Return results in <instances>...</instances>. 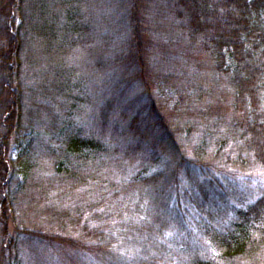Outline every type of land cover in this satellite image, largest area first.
Returning a JSON list of instances; mask_svg holds the SVG:
<instances>
[{
  "label": "trees",
  "instance_id": "trees-1",
  "mask_svg": "<svg viewBox=\"0 0 264 264\" xmlns=\"http://www.w3.org/2000/svg\"><path fill=\"white\" fill-rule=\"evenodd\" d=\"M225 150L264 170V0H0V264H264ZM182 205L217 255L157 243Z\"/></svg>",
  "mask_w": 264,
  "mask_h": 264
},
{
  "label": "rangeland",
  "instance_id": "rangeland-1",
  "mask_svg": "<svg viewBox=\"0 0 264 264\" xmlns=\"http://www.w3.org/2000/svg\"><path fill=\"white\" fill-rule=\"evenodd\" d=\"M234 158H235V154H233L232 156L229 150H225L214 161L215 164L212 166L210 171L215 174L216 178L219 172H222V175L225 174L227 176L226 177L227 180H229V182L232 183L231 187L236 188L238 192L243 191L244 200L242 202L248 203V201L251 200L252 197L255 198V196L259 193V191L264 189V170L261 173V171L259 170V167L253 165L252 163H249V165L246 167H239L237 165H234L233 163ZM43 164L45 165V163ZM217 169H218V173L216 172ZM211 183L213 187L211 186L210 187L214 189V186H215L214 182H211ZM239 193L242 194L241 192ZM20 196H18L15 200L17 201V199ZM238 197L239 196L237 194L235 195L230 194L228 197V200L227 198L219 199L218 197H216L214 198L213 201L221 206L222 212H226L227 215H229L228 210L231 209L230 208L232 205L231 201H234V200L238 201L239 200ZM12 198H13V195H12ZM19 201L20 200H18L17 205ZM21 202L22 200L20 201V203ZM206 203H207V207H211V203L209 202H206ZM15 205L13 201L11 200L5 204V206L7 207V217H8L7 218L5 216V220L6 222L8 221L9 223V226H8L9 231H10V226H11L10 219H9V210L15 209ZM177 209L178 211H175L172 213L174 214L173 221L167 218L165 214L159 216V219L155 218L156 219L155 221L158 227L157 231L162 232L161 235L156 236L157 243L161 246H164V244L170 240V236H171L172 240L176 242V246L170 251L176 255H179L178 245L182 241L184 243V246L182 248L187 249L189 253H192V254L195 253L197 254V256H199L200 254L205 255V256L217 255L219 251L216 249V247L213 244H210L209 242H204L202 238L200 237L199 229L196 230V228L194 227V224L196 222L194 218L196 214L195 209L189 206H186V205H182L180 209L179 208ZM202 209H204V206L202 207ZM196 210L200 212L198 208ZM204 213L205 212H201L200 214L204 215ZM184 214L186 215V219L181 221V224L183 227V229H181V226L176 223V220L179 217L184 218L185 217ZM17 218H18V215H17ZM17 218L14 220L15 224L19 222V219ZM181 230L182 232H180ZM164 253L163 255L152 254V256L156 257L157 264H182L184 262V261H181L180 258L174 257L173 259L171 258L167 263H165V261L169 257L165 256Z\"/></svg>",
  "mask_w": 264,
  "mask_h": 264
}]
</instances>
